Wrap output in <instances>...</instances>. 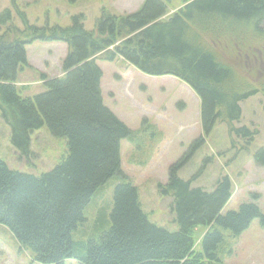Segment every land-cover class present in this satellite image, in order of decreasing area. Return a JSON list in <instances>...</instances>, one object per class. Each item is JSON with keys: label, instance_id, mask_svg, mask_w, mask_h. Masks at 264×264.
Returning a JSON list of instances; mask_svg holds the SVG:
<instances>
[{"label": "trees", "instance_id": "trees-1", "mask_svg": "<svg viewBox=\"0 0 264 264\" xmlns=\"http://www.w3.org/2000/svg\"><path fill=\"white\" fill-rule=\"evenodd\" d=\"M170 12L164 0H144L127 14L104 10L93 30L85 28L84 15L79 14L68 26L25 22L23 29L13 26L0 34V112L11 127V142L28 156L31 132L45 124L55 136L67 138L66 154L40 175L11 169L0 158V224L32 251L36 261L225 264L223 229L234 237L255 218L264 224V214L254 202L222 213L232 197L229 176L220 177L210 191L192 188L191 180L178 175L197 149V140L172 165L168 181L159 184L163 194L173 196L178 230L152 223L137 187L127 179L116 184L112 200L98 208L91 228L83 230L85 237H73L87 221L85 210L95 192L121 174V141L132 134L104 104L98 59L123 58L146 74L185 81L201 99L204 131L209 132L217 119L226 122L231 134L245 139L244 145L233 143L238 149L246 148L257 134L247 126L237 127L235 121L242 116L241 102L264 91L262 77L250 83L241 75L239 81L233 63L226 61L223 40L246 44L244 56H253L257 47L249 39L264 40V0H183ZM11 18L9 9L0 14L2 24ZM36 41L67 44L65 73L43 74L47 90L22 96L15 82L19 71L29 66L27 45ZM256 157L264 165V149ZM200 225L207 231L199 239Z\"/></svg>", "mask_w": 264, "mask_h": 264}, {"label": "rangeland", "instance_id": "rangeland-1", "mask_svg": "<svg viewBox=\"0 0 264 264\" xmlns=\"http://www.w3.org/2000/svg\"><path fill=\"white\" fill-rule=\"evenodd\" d=\"M169 11L183 0H164ZM144 0H0V14L9 9L12 18L0 22V34L9 27H25V22L37 26H68L75 15L83 14L85 28L93 30L104 10L127 14L136 11ZM170 12V13H171ZM257 47L253 56H244L246 44L223 40L226 61L232 62L237 79L241 75L255 83L262 77L264 87V40L249 39ZM244 45V47H242ZM67 44L62 41H36L27 45L29 66L19 71L15 85L22 96L45 92L43 74L49 77L64 75L62 61ZM244 67H243V65ZM103 70L101 81L104 104L131 130V137L121 141V174L112 177L93 195L85 210L87 221L73 232L75 239L84 238L94 222L98 208L112 200L116 184L131 180L139 191L140 202L148 219L171 231L179 229L173 210V196L163 194L159 184L168 181L170 168L190 152L195 151L178 170V175L191 180V187L213 190L218 179L229 176L232 197L222 213L238 210L246 202L257 203L264 214V165L256 154L264 149V91L241 102L242 116L237 127L247 126L257 134L243 149L245 139L231 134L226 122L216 120L209 132L203 128L201 99L180 78L172 75L146 74L123 58L114 61L98 59ZM262 67V69H260ZM257 84V83H256ZM30 154L23 156L11 142V127L0 112V158L11 169L40 175L52 170L68 151L67 138L55 136L45 124L30 135ZM185 160V159H184ZM127 177V178H126ZM257 195V198L254 196ZM207 228L200 225L196 236ZM225 232V264H264V224L255 218L239 236ZM68 264H78L67 260ZM0 264H42L31 250L23 248L9 228L0 224Z\"/></svg>", "mask_w": 264, "mask_h": 264}, {"label": "crops", "instance_id": "crops-1", "mask_svg": "<svg viewBox=\"0 0 264 264\" xmlns=\"http://www.w3.org/2000/svg\"><path fill=\"white\" fill-rule=\"evenodd\" d=\"M66 55V54H65ZM62 76V75H61Z\"/></svg>", "mask_w": 264, "mask_h": 264}]
</instances>
